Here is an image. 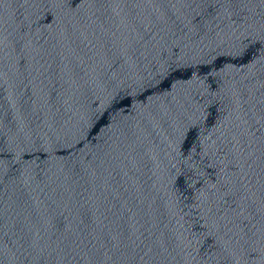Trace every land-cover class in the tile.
<instances>
[{
    "label": "water",
    "instance_id": "water-1",
    "mask_svg": "<svg viewBox=\"0 0 264 264\" xmlns=\"http://www.w3.org/2000/svg\"><path fill=\"white\" fill-rule=\"evenodd\" d=\"M0 264H264V0H0Z\"/></svg>",
    "mask_w": 264,
    "mask_h": 264
}]
</instances>
